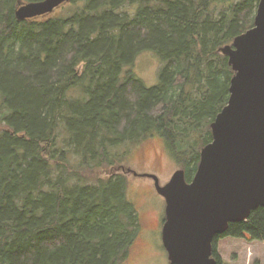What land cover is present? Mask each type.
Masks as SVG:
<instances>
[{"label":"trees","instance_id":"obj_1","mask_svg":"<svg viewBox=\"0 0 264 264\" xmlns=\"http://www.w3.org/2000/svg\"><path fill=\"white\" fill-rule=\"evenodd\" d=\"M36 1L0 0V264H128L130 147L158 137L191 181L229 98L221 49L259 0H71L18 21ZM145 51L164 63L153 87L123 71ZM225 236L264 243V207L214 238L217 264Z\"/></svg>","mask_w":264,"mask_h":264},{"label":"water","instance_id":"obj_2","mask_svg":"<svg viewBox=\"0 0 264 264\" xmlns=\"http://www.w3.org/2000/svg\"><path fill=\"white\" fill-rule=\"evenodd\" d=\"M70 1L18 2L15 17L48 16ZM221 52L234 72L229 98L210 124L212 141L201 149L193 178L186 182L178 169L160 185L156 175H140L165 200L161 238L170 264H217L214 238L264 207V0L253 27Z\"/></svg>","mask_w":264,"mask_h":264},{"label":"rangeland","instance_id":"obj_3","mask_svg":"<svg viewBox=\"0 0 264 264\" xmlns=\"http://www.w3.org/2000/svg\"><path fill=\"white\" fill-rule=\"evenodd\" d=\"M163 67L164 63L154 53L145 51L136 57L133 66L123 71L130 70L147 87H153L159 83ZM130 149L124 165L139 176L124 173V180L128 198L138 210L140 230L128 264H170L161 238L165 200L155 191L153 181L140 175L154 174L160 185H164L180 166L158 137L149 138ZM217 251L223 264H264L262 241L225 236L218 239Z\"/></svg>","mask_w":264,"mask_h":264}]
</instances>
